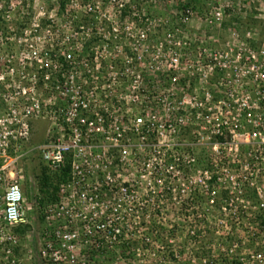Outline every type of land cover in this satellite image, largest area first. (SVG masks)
Listing matches in <instances>:
<instances>
[{
  "label": "rangeland",
  "instance_id": "obj_1",
  "mask_svg": "<svg viewBox=\"0 0 264 264\" xmlns=\"http://www.w3.org/2000/svg\"><path fill=\"white\" fill-rule=\"evenodd\" d=\"M0 16L6 24L0 30V139L2 132H10V157L20 154V178L14 179L23 184L29 208L25 223L6 227L16 242L1 241L0 264H231L224 262V254L233 248L232 240L245 239L246 233L226 227L231 215L220 213V197L214 203L201 193L189 197L192 186L197 185V192L203 190L199 182L190 183V177L174 180L178 173L167 170L164 173L173 177L164 183L145 171L140 177L143 172L132 168L133 178L139 180L138 197L101 199L93 208L87 200L60 193V185L68 178L58 184L57 199L49 201L39 181L43 174L58 171L42 158L40 149L61 137L63 120L58 114L67 105L63 93L76 90L57 86L63 55L79 64L92 56V48L105 45L102 35L114 26L119 30L129 25L132 30L147 28L151 49L165 42L167 31L180 28V40L189 42L186 46L194 50L193 58L217 55L221 64L227 63L226 70L217 69L212 82L246 81L252 78L247 73L252 66L258 71L251 73L264 72V0H68L65 11L57 0H0ZM147 56L148 78L152 79L157 76L151 68L155 53ZM211 88L213 95L219 94L215 86ZM24 125L29 127L28 135L15 143L12 136ZM175 139L168 134L162 137L164 144H173ZM205 149L195 150L199 163L211 151ZM166 153L161 158L167 160ZM146 157L158 155L151 151ZM70 161L67 158L65 164L70 166ZM203 168V163L189 167L187 175L203 176ZM6 176L7 181L13 180L9 172ZM117 203L119 210H111ZM74 204L82 215L75 219L74 246L64 247L56 233L68 222L65 209ZM96 210L108 212V218L120 217V237L115 240L86 230L100 215H95Z\"/></svg>",
  "mask_w": 264,
  "mask_h": 264
},
{
  "label": "built area",
  "instance_id": "obj_2",
  "mask_svg": "<svg viewBox=\"0 0 264 264\" xmlns=\"http://www.w3.org/2000/svg\"><path fill=\"white\" fill-rule=\"evenodd\" d=\"M123 29L114 26L112 32L103 34L105 45L92 48V56L79 64L63 55L65 67L59 59L64 67L60 72H64L57 86L76 90L74 94L63 93L67 105L58 114L63 120L61 137L42 146L40 153L57 171L70 158V176L60 185V193L87 200L95 208L101 199L138 197L139 180L133 178L132 168L143 172L140 177L151 174L161 181L157 169L177 172L176 177L170 174L174 180L190 177V183L199 182L203 189L197 192V185L192 186L189 197L201 193L212 203L220 197V213L231 215L226 227L246 233L245 239L231 241L233 248L224 254L226 261L264 264V72L251 73L258 71L252 66L247 71L251 79L212 82L217 69L226 70L227 63L221 64L217 55L214 59L209 55L193 58L194 50L186 46L189 42L180 40L182 29L167 31L165 42L160 41L152 49L147 28L132 30L129 25ZM152 51L155 58L151 68L157 76L149 79L147 55ZM212 85L219 94L213 95ZM36 107L40 112V106ZM28 132L29 127L24 125L12 136L14 142L26 138ZM2 134L0 243L7 239L15 243L16 236L6 227L25 223L29 208L23 184L14 179L20 178V154L10 157V132ZM166 134L176 138L173 144L163 143ZM199 147L211 150L203 154L200 163L195 154ZM164 150L166 158L170 154V162L165 156L161 158ZM151 151L158 158L148 162L152 158L146 156ZM8 158L11 160H5ZM202 163L203 176L185 175L184 168ZM7 172L13 180L7 181ZM117 204L111 210L117 212L121 206ZM65 212L68 222L56 237L64 247H73L78 231L75 219L82 213L75 204ZM98 213L86 230L94 229L116 240L123 231L121 224L114 232L109 228L120 217L108 218V212L102 210H96L95 215Z\"/></svg>",
  "mask_w": 264,
  "mask_h": 264
},
{
  "label": "trees",
  "instance_id": "obj_3",
  "mask_svg": "<svg viewBox=\"0 0 264 264\" xmlns=\"http://www.w3.org/2000/svg\"><path fill=\"white\" fill-rule=\"evenodd\" d=\"M57 1H58L59 8H61L62 11H65L68 0H57ZM1 22L2 21H1V18H0V30L6 28V26H5L6 24L5 23H1ZM60 61H61V64L66 67L67 63L64 61V59L61 58ZM61 74H62V72L59 74L60 79H62ZM168 157H169L168 158V162H170L171 159H172V158H170V154L168 155ZM184 173H185V175H187L186 168H184ZM69 176H70V166H69L68 162L63 166V168L60 171L55 172L53 175L43 174V176H41V179L39 181L41 193L47 198V200L55 201L57 199L58 184L60 182L66 181L69 178ZM156 176L162 178L164 183H170V181H171L170 180L171 179V175L167 174V173H164L160 169L156 170ZM259 217L261 219L263 218L262 216H259ZM119 224H120V220L112 221V227L109 228L110 231L114 232L115 229L119 228L118 227ZM203 261H205L204 258H203ZM224 262H227L226 259L224 260ZM204 263L208 264L206 262H204ZM231 264H238V263L233 261V262H231Z\"/></svg>",
  "mask_w": 264,
  "mask_h": 264
}]
</instances>
